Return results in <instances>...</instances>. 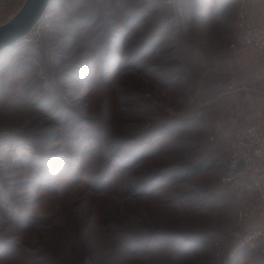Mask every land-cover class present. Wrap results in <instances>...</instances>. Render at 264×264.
<instances>
[{
  "label": "rangeland",
  "instance_id": "374dc122",
  "mask_svg": "<svg viewBox=\"0 0 264 264\" xmlns=\"http://www.w3.org/2000/svg\"><path fill=\"white\" fill-rule=\"evenodd\" d=\"M180 1V6H172V17L168 10L156 11L126 42L129 54L143 36L161 30L159 52L117 74L107 72L104 82L96 63L90 69L95 75L91 80L80 77L84 85L67 74L72 64L84 61L106 35L97 34L95 21L84 18L103 14V19H122L127 6L141 0H62L56 11L52 5L31 33L13 45L18 47L14 54L0 57V131L14 134L10 144L0 145V238L15 250L0 259V264H225L235 229H264V218L240 217L254 194L237 198L222 184L234 128L251 122L264 126V79L259 84L260 95L245 104L237 98L239 108L234 98L202 89L204 80L218 88L222 81L224 85L225 76L264 77V71L252 65L257 59L263 62V53L245 49L227 64L225 57L214 55L231 51L230 44L241 32L237 25L241 10L249 12L246 23L256 21L264 13V0H201L202 9L198 0ZM22 4L20 1L0 22L8 21ZM154 63L163 68L147 73L146 68ZM9 64H22L25 69L11 74L3 67ZM26 87L30 92L40 87L46 91L60 88L61 98L73 109L87 119L98 120L97 138L103 139L94 138L96 153L88 157L92 162L88 174L96 172L95 167H106L122 136L138 135L142 146L154 151L153 156L124 172H110L107 179L112 184L104 189L95 190L84 180L74 179L67 171L69 166L56 174V187H35L39 180L32 182L34 164L22 163L23 155L32 153L19 134L31 135L44 150L66 152L74 149L75 143L55 133L69 130L74 121L54 123L53 116L41 113L32 98L25 96ZM257 100L260 113L256 121L234 122L238 114L250 115ZM72 129L74 135V125ZM31 156L38 162L44 160L34 153ZM80 160L72 169L79 167ZM183 166L200 168L154 192L136 195L127 190L132 182L152 172ZM189 189H195L197 196L176 199ZM205 195L206 205L195 203ZM185 231L201 233L206 240L183 249L179 242H184ZM166 233L174 234L170 237L173 241L156 247L160 243L153 235ZM132 245L153 247L134 252L129 249ZM231 264H263V255L246 250Z\"/></svg>",
  "mask_w": 264,
  "mask_h": 264
},
{
  "label": "trees",
  "instance_id": "16d2710c",
  "mask_svg": "<svg viewBox=\"0 0 264 264\" xmlns=\"http://www.w3.org/2000/svg\"><path fill=\"white\" fill-rule=\"evenodd\" d=\"M61 1L62 0H52L49 8L52 5H55L54 11H56L58 9V2ZM141 1L142 2H135V6L131 4L130 6H127V8L126 6H124L126 9L124 10L122 19H120V17L118 18L117 16H108L107 18L103 19V14L99 15L98 17L88 16L84 18L86 20L88 19L90 23H93L95 21V25L97 24V34L98 32H105L106 35L101 39V41H103L102 43H99V45L95 44L93 48L89 50L90 53L84 61H80V64H77L78 62L76 64H72L67 73L72 80H76L78 82L80 81V84L84 85L86 79L89 81L93 76H95L94 74L90 73V69L92 64L96 63L98 66V73L100 74L99 76L101 78V81L104 82L108 80L106 78L107 72H114V74H117L118 71L123 70L126 67H134L138 62L141 63L146 57L159 52V49L162 47V43L159 40L160 37L158 36L161 33V30H155L143 36L141 40L136 44V47L130 50L129 54L125 52V50L129 48V44H126V42L128 41L130 35H132V33H135V30H137L139 27L141 28V26L146 23L150 15L154 14L156 11L160 12L161 10H168L170 12L168 16H173V7L171 5H167L164 0ZM196 3L199 8L201 5H203L199 2ZM131 8H133L134 10ZM111 17L112 21H110ZM107 21H109V25L106 24ZM106 26H109V28H106ZM97 34L95 37L98 36ZM105 43L106 46H104ZM122 45L126 46V49L121 48ZM16 48L18 47L12 46L9 50L2 53L0 57L3 54H14V49ZM98 54H101L102 56L100 58H97L96 56ZM154 64H151V66H148L146 68L147 73H151V71H153V68L159 69V64ZM162 64L164 65V62ZM22 66V64H9L3 67L10 69V73L12 74V72L14 71H21L22 69H25L21 68ZM162 68V65H160L159 70H161ZM76 74L78 75L77 77L75 76ZM80 77L85 78V80ZM35 82H38V80H36ZM33 86H35V84H33ZM66 87L69 88V86ZM2 88L3 86L0 83V92H2ZM65 92L66 91H64V93ZM61 94L62 91L60 90V88L56 87H54L51 91H46L41 87L37 89V91L33 92H30L29 87H26L25 89V96H27L28 99L32 98L33 104L37 106V109L41 113L53 116L54 121H56L54 123L59 125L63 121H70L71 118L74 121V135H72L73 125L70 126L69 130L72 129V132L70 133L68 132L69 130H59L55 133V135L61 136L69 142L73 141L75 143L74 149L69 150L68 148L66 149V152H58L50 149L44 150L38 146L37 142L32 138L31 135H28L26 133H23L22 135L19 134L22 137V142L24 143V145L28 147L32 153L23 155V157L25 156V158H23L22 163L31 162L34 164L31 166L33 170L32 178H34V181L32 182L35 183L37 180H39V183L35 187H42L47 190L56 187V181L54 180V178H57L56 174L59 171L62 172L63 170H66L65 167L69 166L70 168L67 171L72 172V176L74 179H78L81 181L84 180L83 182H85L88 186L95 190L104 189L112 184L111 180L107 179L110 172L116 170L124 172L126 169L129 170L134 167L136 162H140L146 157L153 156L154 151H147L144 146H142V142H139L140 137L138 135L131 134L128 136H122L118 140V142H115L113 150L110 152V156L106 161V167L102 169L95 167L97 171L92 174H88V171H86L87 167L92 163L88 162L90 161L88 157H93L96 153V151H94V145L96 144L94 138L99 137V132L96 131V123L98 122V120H93V118L87 119V117L78 113L75 109H73V107H71L65 100L61 98ZM84 121H87L88 124L85 125ZM177 122L178 121L174 122L173 124L175 125L177 124ZM172 130L175 131V129ZM13 135L14 134H11V132H9L8 130H1L0 145L4 148L5 145L10 144ZM49 138L51 137H48L46 139ZM97 139L100 142V139L103 138ZM76 140H78V142H75ZM133 142L136 143L133 144ZM127 146L128 149L129 146L131 147V149L125 150ZM97 149L101 151V149L96 147V150ZM33 153L39 157H44V160L42 162H38L31 156L33 155ZM79 159H81L79 167L77 169H72L71 165ZM199 168V166H196L195 168H191L190 166L184 168L183 166L152 172L148 176L140 179V181L132 182L127 186V190L130 193H134L136 195H144L150 192H154L155 189L163 187L166 182L177 181L186 178L188 175L195 174ZM191 195L197 196V192L195 189H189L187 191L181 192L179 195H177L176 199L184 201L189 199ZM195 203H197L198 205H206L205 201H203L202 199L198 200V202ZM14 221L16 220L14 219ZM173 235L174 234L168 235V233L153 235L156 238L155 240L160 243L159 245L156 244L155 246L160 247L161 245L170 243V241H173V238H170L173 237ZM182 236V241L184 242L179 243L180 247H183V249L193 247L195 245V242H205L206 240L204 235H202L201 233H193L190 231H185V233H182ZM134 246L135 245L129 247V249H132L134 252L141 250L149 251L153 247L144 245L145 247L141 249L138 247L135 248ZM14 252L15 250L10 247V242L0 238V259L13 254Z\"/></svg>",
  "mask_w": 264,
  "mask_h": 264
},
{
  "label": "built area",
  "instance_id": "2783aa9c",
  "mask_svg": "<svg viewBox=\"0 0 264 264\" xmlns=\"http://www.w3.org/2000/svg\"><path fill=\"white\" fill-rule=\"evenodd\" d=\"M20 1L24 2V0H0V20ZM164 2L171 6L181 4L180 0H164ZM248 14L247 9L241 10L237 24L241 32L230 44V49L237 51L250 48L264 54V13L260 15L257 23L250 25L245 22ZM241 161L243 167L239 166ZM222 184L232 196L235 195L237 198L254 194L255 198L247 202L245 209L241 211V218H264V126L262 124L251 122L234 128L230 139V157L226 173L222 177ZM206 195L203 196V201L208 199ZM232 236L234 243L225 264H231L233 259L244 250L261 252L264 264L263 228H237L232 232Z\"/></svg>",
  "mask_w": 264,
  "mask_h": 264
},
{
  "label": "crops",
  "instance_id": "0c3cea01",
  "mask_svg": "<svg viewBox=\"0 0 264 264\" xmlns=\"http://www.w3.org/2000/svg\"><path fill=\"white\" fill-rule=\"evenodd\" d=\"M200 3L202 4L203 2ZM205 1V0H202ZM200 9H202V7H200ZM201 11V10H200ZM199 11V12H200ZM259 21V18L256 21L253 22H249L247 24H254L257 23ZM245 49H250V48H243L237 51H229V52H214L216 56L219 57H225L226 58V64L229 61H231L232 59H236L235 57H237L236 55H241V52H243ZM212 55V54H211ZM212 55V56H214ZM256 62H254L252 65L255 66L254 68L256 70H263L264 71V59L262 60L263 62H260L259 59L255 60ZM230 63V62H229ZM231 65V63H230ZM264 76V75H263ZM264 79V77L260 78L259 76H225V83L223 85V81L220 84V87L217 88L216 84H208L206 80L203 81L204 85H203V90L204 91H211L212 93L215 92L214 94H218L219 96H225L226 98H234V100L237 102V98L241 97L243 101V103L245 104L246 102H249L250 100H248L249 98H251V100L253 99V96L255 97L256 95H260V82H262ZM199 83H201V81H199ZM248 100V101H247ZM239 101L236 103V106L239 108ZM258 100H257V108L254 109V105L252 104V109H251V114L248 115L246 114H238L235 118H234V122H245L250 120L256 121V117H258L260 111H259V105H258ZM256 107V106H255ZM245 112V111H244ZM243 112V113H244ZM247 115V116H245ZM264 227V226H263ZM246 251V250H244ZM243 252V251H242Z\"/></svg>",
  "mask_w": 264,
  "mask_h": 264
},
{
  "label": "water",
  "instance_id": "95a60500",
  "mask_svg": "<svg viewBox=\"0 0 264 264\" xmlns=\"http://www.w3.org/2000/svg\"><path fill=\"white\" fill-rule=\"evenodd\" d=\"M52 0H24L20 9L6 22L0 24V53L7 50L39 23ZM243 167V161L239 164Z\"/></svg>",
  "mask_w": 264,
  "mask_h": 264
},
{
  "label": "bare ground",
  "instance_id": "6f19581e",
  "mask_svg": "<svg viewBox=\"0 0 264 264\" xmlns=\"http://www.w3.org/2000/svg\"><path fill=\"white\" fill-rule=\"evenodd\" d=\"M46 12H47V11H46ZM46 12H45V13H46ZM44 15H45V14H44ZM44 15H43V16H44ZM41 19H42V18H41ZM40 21H41V20H40ZM25 37H27V36H25ZM25 37H24V38H25ZM24 38H23V39H24ZM23 39H21V40H23ZM21 40H20V41H21ZM18 42H19V41H18ZM18 42H17V43H18ZM17 43H15V44H17ZM12 46H13V45H12ZM12 46H10V47H12ZM10 47H9V48H10ZM9 48H8V49H9Z\"/></svg>",
  "mask_w": 264,
  "mask_h": 264
}]
</instances>
